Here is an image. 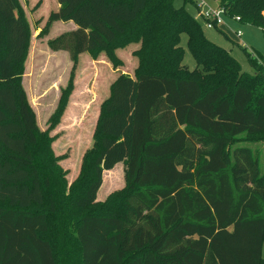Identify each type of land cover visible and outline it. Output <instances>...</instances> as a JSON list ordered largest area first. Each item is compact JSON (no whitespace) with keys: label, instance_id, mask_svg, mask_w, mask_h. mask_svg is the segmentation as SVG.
Returning a JSON list of instances; mask_svg holds the SVG:
<instances>
[{"label":"trees","instance_id":"trees-1","mask_svg":"<svg viewBox=\"0 0 264 264\" xmlns=\"http://www.w3.org/2000/svg\"><path fill=\"white\" fill-rule=\"evenodd\" d=\"M151 1L144 31L134 33L149 46L141 53L144 68L111 85L98 118L93 173L76 202L83 210L93 206L103 173L123 163V209L83 214L60 241L49 236L52 201L50 212L34 209L46 205L47 179L34 151L43 135L16 71L28 27L17 0H0V264H65L61 257L72 254L61 246L67 236L78 264H264V170L259 150L236 142L264 135V73L258 75L254 57L247 54L254 74L243 72L172 0H57L52 20L75 29L50 47L72 60L108 49ZM217 1L227 21L239 17L236 24L264 36V0ZM183 34L194 71L183 66ZM252 81L257 88L246 86Z\"/></svg>","mask_w":264,"mask_h":264},{"label":"rangeland","instance_id":"rangeland-1","mask_svg":"<svg viewBox=\"0 0 264 264\" xmlns=\"http://www.w3.org/2000/svg\"><path fill=\"white\" fill-rule=\"evenodd\" d=\"M186 1L172 0L174 8H184L196 19L197 9L188 3L192 0ZM205 2L211 7L219 6L215 0ZM153 4L151 1L148 9L127 26L126 33L119 36L110 48L85 52L72 60L67 52L53 51L50 47L52 40L75 29L71 22L52 20L53 12L58 9L57 0H17L18 13L28 27L29 39L26 55L16 71L21 76V83L43 135V141L34 151L39 155L37 161L42 175L47 179L46 205L34 209L50 212L49 203L52 201L54 212L49 213V236L57 240L61 241V235L69 233L72 223L83 214H117L123 209L121 195L126 187V167L123 163L103 173V184L93 206L83 210L76 206V202L84 194L86 182L93 173L98 118L102 104L110 96L111 85L121 75L135 78L144 68L145 58L141 57L145 56L141 53L146 54L149 46L144 48L142 40L135 41L134 33L144 31ZM230 24L228 37L220 30H206L203 26L202 29L209 40L238 60L243 72L254 74L247 54L254 57L259 68L257 73L261 75L264 73V59L259 58L260 55L264 58L261 29L235 22ZM237 29L242 32L240 38L234 35ZM187 41V35L183 34V66L194 71L197 64ZM257 83L252 81L246 86L257 88ZM253 141L258 143L252 144ZM236 142L239 146L247 145L259 150L263 171L264 135H243ZM65 240L61 246L72 254L65 259L60 255L63 249L59 248L58 255L65 264H78L75 243L68 241V236ZM262 257L264 259V245Z\"/></svg>","mask_w":264,"mask_h":264},{"label":"built area","instance_id":"built-area-1","mask_svg":"<svg viewBox=\"0 0 264 264\" xmlns=\"http://www.w3.org/2000/svg\"><path fill=\"white\" fill-rule=\"evenodd\" d=\"M196 9H197V18L196 20L200 22L206 30H220L224 29L227 22L226 11L221 6L211 7L208 6L209 3L204 0H195ZM231 21L235 23L240 22L239 17L230 18ZM230 31V30H229ZM234 35L238 38L241 37L242 32L240 29H237L234 32Z\"/></svg>","mask_w":264,"mask_h":264},{"label":"crops","instance_id":"crops-1","mask_svg":"<svg viewBox=\"0 0 264 264\" xmlns=\"http://www.w3.org/2000/svg\"><path fill=\"white\" fill-rule=\"evenodd\" d=\"M215 1H217V0H215ZM217 3H218V1H217ZM217 5H219V3ZM230 23H231L230 21H227L226 26L222 30H230L231 29V24Z\"/></svg>","mask_w":264,"mask_h":264}]
</instances>
